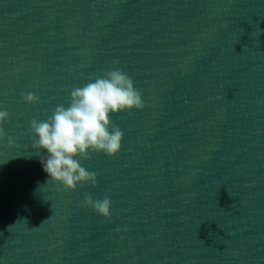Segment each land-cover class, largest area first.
Instances as JSON below:
<instances>
[{
    "label": "water",
    "instance_id": "95a60500",
    "mask_svg": "<svg viewBox=\"0 0 264 264\" xmlns=\"http://www.w3.org/2000/svg\"><path fill=\"white\" fill-rule=\"evenodd\" d=\"M113 68L145 108L65 191L31 121ZM0 109V264H264V0H0Z\"/></svg>",
    "mask_w": 264,
    "mask_h": 264
},
{
    "label": "clouds",
    "instance_id": "9594fccd",
    "mask_svg": "<svg viewBox=\"0 0 264 264\" xmlns=\"http://www.w3.org/2000/svg\"><path fill=\"white\" fill-rule=\"evenodd\" d=\"M23 99L29 104L38 102L33 93L25 94ZM144 108L142 93L132 78L113 68L83 87L74 88L67 106L57 105L45 120L33 119L31 131L35 146L46 157L39 156L48 181L65 191H75L82 184L95 185L96 173L88 171L81 161L90 159L93 153L116 156L122 149L124 133L113 126L112 117ZM8 119V111L0 109V134ZM111 203L108 197L93 200L91 196L81 202L106 220L111 219Z\"/></svg>",
    "mask_w": 264,
    "mask_h": 264
}]
</instances>
